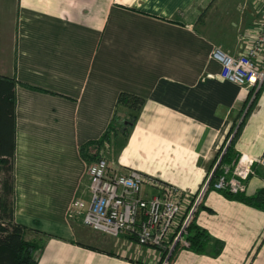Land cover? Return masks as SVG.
Here are the masks:
<instances>
[{
    "label": "crops",
    "instance_id": "0c3cea01",
    "mask_svg": "<svg viewBox=\"0 0 264 264\" xmlns=\"http://www.w3.org/2000/svg\"><path fill=\"white\" fill-rule=\"evenodd\" d=\"M214 1L14 0L1 9L0 73L18 79L15 220L42 241L38 264H158L163 256L82 220L91 192L80 146L104 133L121 91L145 103L111 165L119 173L139 170L193 196L242 122L234 162L263 154L264 87L221 76L211 55L216 40L200 21ZM223 2L237 16L219 23L222 41L239 55L264 19V3ZM253 167L250 196L264 188V167ZM159 191L144 184L145 196ZM194 226L211 240L200 251L178 245L169 264H264V208L209 188Z\"/></svg>",
    "mask_w": 264,
    "mask_h": 264
},
{
    "label": "built area",
    "instance_id": "2783aa9c",
    "mask_svg": "<svg viewBox=\"0 0 264 264\" xmlns=\"http://www.w3.org/2000/svg\"><path fill=\"white\" fill-rule=\"evenodd\" d=\"M259 1L264 3V0ZM211 55L221 64L224 79L254 91L262 89L264 19L243 53L235 55L215 46ZM222 158L223 154L208 172L201 190L192 196L139 170L119 173L105 157H100L87 167L91 200L83 212V223L114 237L129 235L141 245L161 247L167 244L168 252L161 264H169L175 247H190L189 228L205 192L209 188L232 194L243 192L247 179L255 173L253 164L256 162L264 167V152L255 159L241 156L234 164L224 163ZM145 183L159 187L160 191L145 196Z\"/></svg>",
    "mask_w": 264,
    "mask_h": 264
},
{
    "label": "trees",
    "instance_id": "16d2710c",
    "mask_svg": "<svg viewBox=\"0 0 264 264\" xmlns=\"http://www.w3.org/2000/svg\"><path fill=\"white\" fill-rule=\"evenodd\" d=\"M17 83L18 79L15 76L0 73V264H38L36 252L42 246V241L28 238L27 235L32 232V229L15 220ZM255 98L256 95L247 113L251 109ZM144 103L145 98L140 95L128 91L119 93L112 121L104 133L98 139L89 140L80 146V153L88 164L100 158L106 142L110 141L112 135L118 137L121 133L123 137L122 144L126 141ZM242 125L243 122L240 124L230 146L227 147L222 162L235 163L234 143ZM226 142L227 139L221 150H223ZM223 193L247 204L264 208V188L252 196L246 195L244 191L238 194L226 191H223ZM188 239L191 241L190 247L200 251L211 240V235L205 228L195 227L193 220L190 225ZM222 247L223 242L220 241L217 244V250H221ZM139 264L144 263L139 262Z\"/></svg>",
    "mask_w": 264,
    "mask_h": 264
},
{
    "label": "rangeland",
    "instance_id": "374dc122",
    "mask_svg": "<svg viewBox=\"0 0 264 264\" xmlns=\"http://www.w3.org/2000/svg\"><path fill=\"white\" fill-rule=\"evenodd\" d=\"M14 4H15L14 0H4L0 2V11L3 7L9 10L10 6H13ZM229 8H230V5L228 4L225 5L223 0H215L214 3H212V5L204 11V14L202 15L203 17L200 19V21L204 20V25L203 24L201 25L202 27L204 26V32L216 40V46H220L221 48H223L224 50L228 52L230 51L225 47L224 42L222 41V36H221L222 29H220L219 23L221 25V23L224 22L225 20L223 19V17L226 18L228 14H229L230 19L237 16V12L235 8L233 7L231 9ZM121 142H123V137L121 136V133L119 134L118 137H113L112 135V138L110 139V141L106 142V145L104 148L106 150L109 149V152L103 151L100 157H105L110 163V165L115 166L116 165V152ZM86 229L90 231V229H88L87 227ZM93 232L95 233V231ZM124 237L130 238L129 235H124L123 237H120V238H124ZM154 248H159L162 250L163 256L158 264L163 263L164 259L166 258L165 255L168 252V245L165 244L164 246L154 247Z\"/></svg>",
    "mask_w": 264,
    "mask_h": 264
}]
</instances>
